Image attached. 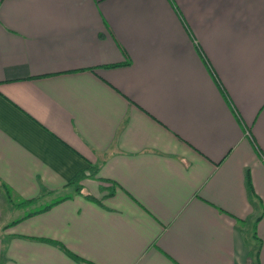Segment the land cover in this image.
<instances>
[{"label":"crops","instance_id":"obj_1","mask_svg":"<svg viewBox=\"0 0 264 264\" xmlns=\"http://www.w3.org/2000/svg\"><path fill=\"white\" fill-rule=\"evenodd\" d=\"M80 259L264 264V0H0V264Z\"/></svg>","mask_w":264,"mask_h":264},{"label":"trees","instance_id":"obj_2","mask_svg":"<svg viewBox=\"0 0 264 264\" xmlns=\"http://www.w3.org/2000/svg\"><path fill=\"white\" fill-rule=\"evenodd\" d=\"M118 64H115V66ZM84 173H81L77 176V178L81 177ZM250 185V184H249ZM5 197H6V201L7 203L15 208H20V209H24L25 210V214L23 217L19 218L18 220H15L13 223H16L18 221H20L23 218L47 211L48 209H50L52 206H54L55 204L63 201L66 197L65 196H59L56 199L52 200L49 203H45L42 204L40 203L38 198H30V199H21L18 201H15L13 198V194H12V190L6 186V185H2L1 186ZM78 187V186H77ZM250 192H252V196H253V191L250 190ZM239 221V223H241L244 220H237ZM256 221V220H255ZM253 235L254 237H257L256 232L253 231ZM260 243V240H259ZM68 255L74 257L75 259H79L77 256L73 255L71 252H69L68 250H66L63 246H61V244H58ZM80 261L84 264H91L90 262L84 260V259H80Z\"/></svg>","mask_w":264,"mask_h":264}]
</instances>
